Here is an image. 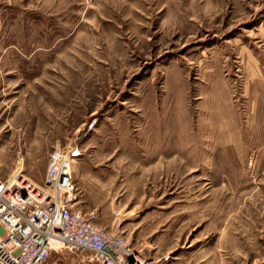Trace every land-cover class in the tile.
I'll use <instances>...</instances> for the list:
<instances>
[{"label":"rangeland","instance_id":"374dc122","mask_svg":"<svg viewBox=\"0 0 264 264\" xmlns=\"http://www.w3.org/2000/svg\"><path fill=\"white\" fill-rule=\"evenodd\" d=\"M69 146L74 206L144 256L264 264V0H0V178Z\"/></svg>","mask_w":264,"mask_h":264},{"label":"built area","instance_id":"2783aa9c","mask_svg":"<svg viewBox=\"0 0 264 264\" xmlns=\"http://www.w3.org/2000/svg\"><path fill=\"white\" fill-rule=\"evenodd\" d=\"M79 156L76 146L56 147L42 187L19 174L0 178V264H48L51 253L63 248L82 264H166L168 258L144 257L118 230L98 227L93 213L74 206Z\"/></svg>","mask_w":264,"mask_h":264},{"label":"bare ground","instance_id":"6f19581e","mask_svg":"<svg viewBox=\"0 0 264 264\" xmlns=\"http://www.w3.org/2000/svg\"><path fill=\"white\" fill-rule=\"evenodd\" d=\"M77 161H78V159H75V161H74V164L76 165L77 164ZM59 246V244H53V247L54 248H57ZM140 253H141V251H140ZM143 256H144V254L143 253H141ZM144 257H146V256H144ZM146 258H148V257H146Z\"/></svg>","mask_w":264,"mask_h":264}]
</instances>
